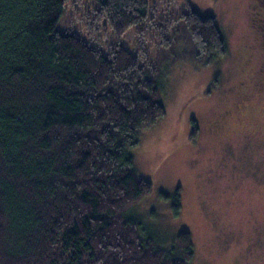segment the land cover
Wrapping results in <instances>:
<instances>
[{
	"label": "trees",
	"instance_id": "obj_1",
	"mask_svg": "<svg viewBox=\"0 0 264 264\" xmlns=\"http://www.w3.org/2000/svg\"><path fill=\"white\" fill-rule=\"evenodd\" d=\"M67 1L0 0V264H189L188 230L162 248L127 213L153 189L130 150L166 114L160 63L142 47L117 43L106 55L61 33ZM93 1V19L118 39L144 35L150 0ZM177 21L198 54L225 56L215 15L189 8ZM161 197L178 217L180 186Z\"/></svg>",
	"mask_w": 264,
	"mask_h": 264
},
{
	"label": "rangeland",
	"instance_id": "obj_2",
	"mask_svg": "<svg viewBox=\"0 0 264 264\" xmlns=\"http://www.w3.org/2000/svg\"><path fill=\"white\" fill-rule=\"evenodd\" d=\"M254 1L150 0L144 35L131 28L118 39L105 20L93 19V0H68L57 25L106 55L120 43L134 52L142 47L160 63L166 114L142 130L130 150L137 173L153 189L127 213L162 248L188 230L195 250L189 264H264V28ZM189 8L215 15L227 40L224 57L195 51L177 21ZM163 32L174 40L169 46L162 44ZM178 186L177 217L161 193Z\"/></svg>",
	"mask_w": 264,
	"mask_h": 264
},
{
	"label": "flooded vegetation",
	"instance_id": "obj_3",
	"mask_svg": "<svg viewBox=\"0 0 264 264\" xmlns=\"http://www.w3.org/2000/svg\"><path fill=\"white\" fill-rule=\"evenodd\" d=\"M252 8L255 10L257 9L258 14H259V21H260V26L264 28V2L262 0H256L253 2ZM253 9H251V12H253ZM256 11V10H255ZM262 15V16H261Z\"/></svg>",
	"mask_w": 264,
	"mask_h": 264
}]
</instances>
